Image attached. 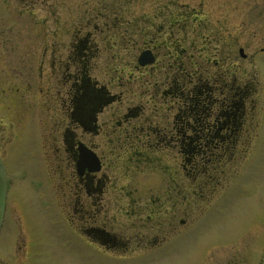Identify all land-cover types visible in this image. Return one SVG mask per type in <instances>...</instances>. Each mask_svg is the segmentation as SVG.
Returning <instances> with one entry per match:
<instances>
[{
    "label": "rangeland",
    "instance_id": "374dc122",
    "mask_svg": "<svg viewBox=\"0 0 264 264\" xmlns=\"http://www.w3.org/2000/svg\"><path fill=\"white\" fill-rule=\"evenodd\" d=\"M25 1L6 5L7 9L11 6L9 12L16 19L9 15L15 20H9L8 23L0 21V28L9 25L11 29L22 30L30 56L33 47L50 43L51 20L47 3L37 1L28 5ZM101 1L105 6L103 13L116 12V25H119L117 29L121 30V34L129 26L128 19L152 9H149L150 0ZM181 1L193 6L197 2ZM93 4V1H89L87 8H84L89 16L92 15ZM152 7L158 10L159 5L153 2ZM17 10L20 15H17ZM96 20L101 21L95 18L89 22L95 24ZM108 22L112 25V21ZM135 23L140 28L144 27L143 21ZM212 27L203 25L197 38L194 31L189 33L176 25H162L156 30L158 41L162 42L157 48L159 65L151 77L144 69H135L128 63L145 45V36L136 33L126 35V40L130 38L137 42L121 51V57L116 59V85L108 86L111 92L116 91L118 98L112 105L106 106L98 118L104 136L116 120L120 147L116 144V147L97 149L104 159L96 175L97 181L90 185V188L99 190L94 193L96 196L92 197V203L91 198L89 202L85 201V196L80 192L76 194L73 186H69L72 166L65 160L66 154L61 143V130L65 125L63 117L53 116L50 112L40 117L42 108L39 111L33 107L35 97L34 103L31 100L29 102L25 90L21 91V97L19 93L16 94L17 100L9 101L7 105L2 103L3 100L0 101V156L8 182L7 207L0 231V264H264V54H259L254 63L253 60L249 63L246 61L239 67L233 61L240 77L249 76V72L255 73L257 69L262 77V109L258 110L260 115L256 128L258 133L248 147L245 158L241 155L244 150L247 151L246 145L242 144V136L238 148H235L236 158L227 160L230 163L225 170L219 171L220 160L210 162L201 158L198 162L204 167L198 168L204 173L200 172L199 177H196L189 162L185 161L184 167H178L176 149H164L156 144L145 149L142 145L135 146L139 145L137 142H130L146 140L148 136L155 140L157 134L152 132L153 126L171 124L172 117L166 106L174 100L171 96L161 94L168 84L163 72L174 59V52L168 44H173L176 39L184 40V72L213 71L210 61L214 58V47L218 43L214 42L215 29ZM243 66H246L244 71ZM108 68V63H104L95 72ZM174 68L173 63L168 73ZM4 74L2 70L0 75L3 77ZM253 81L256 83L255 78ZM37 86L42 92L46 87L43 83H36L35 90ZM31 87L34 88L33 84ZM52 89L51 86L49 91L52 92ZM33 91L30 89L29 93ZM44 105L47 110L51 107L49 103ZM113 105L115 110H112ZM155 107L160 108L161 118L150 113ZM130 109L138 114L135 117L128 116V120H125L122 115L130 112ZM149 113L151 117L147 118ZM253 114L254 121L257 115L256 112ZM120 122L121 126L118 127ZM10 123L13 127H10ZM135 125L137 127L133 129ZM242 126L239 124L236 128L241 129ZM147 128L151 130L148 135L144 133ZM250 131L252 133L253 129ZM247 132L245 128L244 135ZM127 136L132 138L123 142ZM89 137L96 143L103 136L101 133ZM104 141L108 140L104 138ZM130 145L133 148H126ZM135 148L139 150L133 152L131 149ZM130 152L132 154L129 156ZM46 156H54L55 159L51 161L56 170L53 188ZM208 178L212 180L210 186L204 183V179ZM175 187L181 190L178 198L171 196L168 191H174ZM203 190L208 196L214 190L216 195L208 198ZM164 191L167 194L164 195ZM164 201L163 208H160ZM82 205L89 207L90 223L92 220V223L104 226L112 234L119 232L121 237L131 241L117 249L110 244L98 247L83 238L76 230L84 224L82 216L85 207ZM95 214L97 218H93ZM167 228L175 232L167 234L165 240L157 245L153 244L151 239L154 234L162 237ZM141 237H147L146 242L140 240ZM151 247L153 249L146 251V248Z\"/></svg>",
    "mask_w": 264,
    "mask_h": 264
},
{
    "label": "flooded vegetation",
    "instance_id": "af4514ba",
    "mask_svg": "<svg viewBox=\"0 0 264 264\" xmlns=\"http://www.w3.org/2000/svg\"><path fill=\"white\" fill-rule=\"evenodd\" d=\"M18 1L0 0L1 22L8 23L16 19L13 13L9 12L11 6L7 9L6 5L9 6V3L14 5ZM37 1L47 3L49 7L50 43L33 47L31 55L28 56L30 52L26 50L22 30L11 29L9 25L0 28V72L5 71L3 77L0 75V101L3 100L2 103L7 105L9 101L17 100L16 94L19 93L21 97V91L25 90L29 102L34 103L35 97L33 107L39 111L42 108L40 117L48 112L53 116L63 117L65 125L61 130V143L66 154L65 160L72 166V177L68 183L70 187H74L72 189L76 194L80 192L85 196V201L89 202L91 198L90 203H92L94 200L92 197L96 196L94 193L99 192L98 188H90V185H94L97 181L96 175L101 168L96 172L84 169L79 173L75 169L80 154L79 147L93 150L102 167L104 155L98 153L97 149L105 146L116 147V144L120 143L119 134H116V120L104 136L98 118L105 107L112 105L118 98L116 91L111 92L108 86L116 85V59L121 57L124 50L137 42L130 38L126 40V35L136 33L145 36V45L128 63L135 69H144L148 77L154 75V70L159 65L157 48L162 42L158 41L156 30L162 25H176L180 30L185 28L189 33L194 31L197 38L200 37L203 25H208L209 28L213 26L214 42L218 43V46L214 47V58L210 61L213 71L204 72L205 74L184 72L182 56V52L185 51L182 48L184 40L176 39L173 44L167 45H170L174 52L175 68L169 74L168 70L173 68V63L166 65V71L163 73L168 84L162 89L161 94L171 96L174 100L172 104L166 106L167 112L172 117L171 124L153 126L152 132L157 134L155 140L148 136L146 140H130V142L133 144L137 142L139 145L135 146L143 145L147 146L146 148L156 144L160 148L176 149L182 167H184V150L188 147L210 146L215 149L231 150L238 148L242 136V144L247 148L251 145L260 115L258 110L262 109V98L260 99L262 83L258 71L255 72L256 74L247 71L249 76L240 77L237 70L243 62L249 63L253 60L254 63L259 54H264V0H197V6L181 0H150L149 9H152L128 19L129 26L123 30V34L117 29L119 25H116V12L103 13L105 6L101 0H75V5L73 0H26L25 3L33 5ZM89 1L94 2L91 8L93 17L84 9L87 8ZM153 2L159 5L158 10L152 7ZM17 13L20 15L18 10ZM9 15H13L15 19L9 18ZM95 18L101 21L96 20L95 24H90L89 21ZM109 20L112 21V25L109 24ZM134 21H143L144 27H138ZM89 27L92 29L89 30ZM198 46L201 47L200 41ZM141 52L146 53L145 63L140 62ZM233 61L238 63V67ZM104 63H108L109 68L96 73L95 70ZM245 67H242L243 71ZM199 71H201L200 67ZM253 78L256 79V83ZM36 83L45 84L43 92L38 86L35 90ZM154 83L158 85L157 81ZM32 84L34 88L31 87ZM189 85L191 86L188 87ZM51 86L54 89L52 92L49 91ZM30 89L34 90L33 93H29ZM46 103L51 105L48 110L44 105ZM111 107L115 110L114 105ZM253 112L257 115L254 121ZM150 113L154 117H160V108H152ZM150 113L146 115L147 118L151 117ZM137 114L130 109V112H125L122 117L128 120V116ZM196 115L199 122L203 121V124L197 127ZM239 124L243 125L241 129L236 128ZM120 126L121 122L118 124V127ZM135 127L137 126H132L133 129ZM244 127L248 130L247 135H244ZM78 130L79 135H77ZM150 131L147 128V132L144 133L148 135ZM101 133L103 137L96 143L89 137L91 134ZM104 138L108 141H104ZM128 138L132 137L127 136L122 141ZM46 157L49 159V163L46 164L53 188L56 170L53 168L55 164L51 161L55 159L54 156L50 157L51 159ZM189 162L193 172L198 174L203 172L198 167L203 168L204 164L198 160ZM229 163L224 160L219 169L225 170ZM204 183H207L206 179ZM168 191L171 196H180L179 189L176 192ZM163 194H167V191ZM151 201L152 199L149 198L150 204ZM164 204L165 201L161 202L160 208H163ZM82 206L85 207L82 216L84 224L77 230L85 239L104 247L110 244L117 249L131 241L129 238L121 237L119 232L112 234L104 226L92 223V220L90 223L89 207ZM96 215L93 218H97ZM93 221L95 222V219ZM145 238L147 239L141 237L140 240L144 239L146 242ZM151 240L155 245L163 241L158 234H154Z\"/></svg>",
    "mask_w": 264,
    "mask_h": 264
},
{
    "label": "trees",
    "instance_id": "16d2710c",
    "mask_svg": "<svg viewBox=\"0 0 264 264\" xmlns=\"http://www.w3.org/2000/svg\"><path fill=\"white\" fill-rule=\"evenodd\" d=\"M193 115V114H192ZM195 116V115H194ZM195 118V117H194ZM196 127L200 124H203V121L199 122L198 117L196 115ZM185 154H184V162H189V161H196L199 159H207L210 162H215L217 160H220V163H222L224 160L228 159V156L230 155V150L229 149H215L210 146H204V147H188L185 148ZM206 156V157H204ZM191 159V160H190ZM217 159V160H214ZM190 163V162H189ZM221 165V164H220ZM219 165V166H220ZM193 171V168H191ZM221 171V168L219 169ZM195 174V172H193ZM208 183L207 185H210L212 183V180L208 178Z\"/></svg>",
    "mask_w": 264,
    "mask_h": 264
},
{
    "label": "water",
    "instance_id": "95a60500",
    "mask_svg": "<svg viewBox=\"0 0 264 264\" xmlns=\"http://www.w3.org/2000/svg\"><path fill=\"white\" fill-rule=\"evenodd\" d=\"M146 53H142L139 57L141 63L146 62ZM79 161L77 162V170L81 172L84 168H88V170H97L99 168V161L95 154L87 149L86 147H79ZM5 190V179L3 167L0 162V222L2 217V209H3V196Z\"/></svg>",
    "mask_w": 264,
    "mask_h": 264
}]
</instances>
